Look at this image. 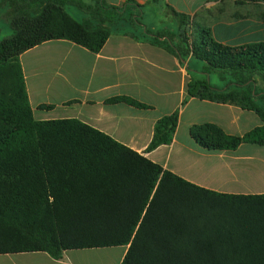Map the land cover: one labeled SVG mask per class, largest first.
<instances>
[{"label": "trees", "instance_id": "1", "mask_svg": "<svg viewBox=\"0 0 264 264\" xmlns=\"http://www.w3.org/2000/svg\"><path fill=\"white\" fill-rule=\"evenodd\" d=\"M69 5L87 8L76 0H0V18L13 29L0 41V255L45 252L59 260L66 251L127 246L122 264H264V195L200 188L76 119L37 121L20 63L53 40L99 53L117 23L125 24L134 39L200 63L189 64L190 96L255 111L264 123V42L228 46L209 28L200 38L176 12L175 32H154L134 0L91 7L83 22ZM210 73L229 81L214 87ZM178 121L177 112L160 119L147 151L170 144ZM205 129L215 136L204 137ZM193 132L201 142L228 140L213 148L264 146V124L243 137L212 126Z\"/></svg>", "mask_w": 264, "mask_h": 264}, {"label": "crops", "instance_id": "2", "mask_svg": "<svg viewBox=\"0 0 264 264\" xmlns=\"http://www.w3.org/2000/svg\"><path fill=\"white\" fill-rule=\"evenodd\" d=\"M87 1L78 0L84 4ZM127 1L91 0L96 5L119 8ZM134 1L144 6L143 23L147 8L163 1L167 6L166 19L173 24L170 25L173 32L178 27L175 12L189 17L193 30L195 17L213 16L224 2ZM145 26L159 32L154 23ZM212 26L216 27H207L222 44L239 47L257 43L252 39L255 28L249 20L243 25L240 22L230 24V27L222 23ZM128 32L133 29H114L99 53L67 40H53L22 54L20 63L35 119L79 120L164 170L208 191L226 195H264V146L242 143L236 148H213L209 145L224 144L228 140L201 142L193 132L212 126L226 137H243L263 126L261 117L255 111L234 104L190 96L189 64L199 69L200 63L192 58L183 61L153 45L151 39L136 40ZM174 45L179 43L176 41ZM118 99L137 105L115 101ZM175 112L179 121L172 142L148 152L156 123ZM206 131L204 137L215 136ZM127 251L126 247L71 250L59 260L45 252L5 254L0 255V264H122Z\"/></svg>", "mask_w": 264, "mask_h": 264}, {"label": "rangeland", "instance_id": "3", "mask_svg": "<svg viewBox=\"0 0 264 264\" xmlns=\"http://www.w3.org/2000/svg\"><path fill=\"white\" fill-rule=\"evenodd\" d=\"M78 1V0H76ZM91 0L87 1L86 9H79L75 5H69L66 7L67 12L77 21L83 22L91 18L90 8L91 6L95 8L97 6L95 3H92ZM167 6L163 1L159 2L158 5H153L148 7L146 11V18L144 19L145 25L155 24L157 31L163 33L170 30V25L166 19ZM87 12V13H86ZM89 14V15H88ZM6 16L0 18V41L5 38L13 35V29L9 22L6 21ZM250 21L253 28H255V34L252 39L260 42L264 41V3L263 2H253L250 0H224L222 2L219 11L213 16L204 19L197 16L194 18L193 30L198 32L200 38H203V33H201L202 27L205 25V28L216 27L212 26L216 23L223 24L224 26L230 27V24L240 23L241 25L245 24L246 21ZM117 28L129 29L128 25L117 23ZM211 30V29H210ZM142 32V30L137 31V33ZM211 37L218 41L214 31H211ZM206 77V76H203ZM25 78V77H24ZM210 84L214 87L224 88L228 83V77L222 79V76L218 73H210L209 76ZM33 111V110H32ZM34 114V112H33ZM128 249V247L126 246ZM124 249V248H122Z\"/></svg>", "mask_w": 264, "mask_h": 264}]
</instances>
